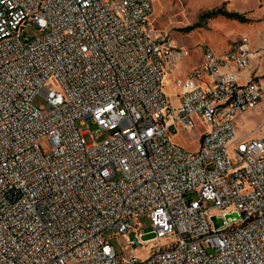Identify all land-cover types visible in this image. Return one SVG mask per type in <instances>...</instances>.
<instances>
[{"label":"built area","instance_id":"1","mask_svg":"<svg viewBox=\"0 0 264 264\" xmlns=\"http://www.w3.org/2000/svg\"><path fill=\"white\" fill-rule=\"evenodd\" d=\"M155 1L0 0V264H264V138L235 129L263 96L264 29L256 50L203 47L171 99L190 52ZM87 120L106 137L87 144ZM198 121L195 150L174 140ZM140 216L133 247L168 241L121 260L104 234Z\"/></svg>","mask_w":264,"mask_h":264},{"label":"rangeland","instance_id":"2","mask_svg":"<svg viewBox=\"0 0 264 264\" xmlns=\"http://www.w3.org/2000/svg\"><path fill=\"white\" fill-rule=\"evenodd\" d=\"M264 0H158L153 4V11L149 16V22L155 31L168 34L172 41L178 46L189 49L190 55L179 63L171 74H165L163 88L165 93L174 99L175 87L173 80L182 77L186 70L198 65L203 47L213 50H225L234 40L247 36L250 38V46L258 48V33L264 28ZM216 9L243 14L246 20L227 18L223 14H211ZM209 15H206L208 14ZM28 36L38 35L39 30L32 24L25 27ZM258 71L262 73L260 84L264 91V53H260ZM258 54L252 57V61L258 58ZM261 123L258 127L257 124ZM259 125V124H258ZM257 126V127H256ZM241 131L248 132L250 138L264 137V92L260 102L255 108L247 112L244 120L239 125ZM79 130H85L83 138L87 144L94 140L96 143L106 137V132L99 131L97 126L87 120ZM206 130V125L198 121L196 126L188 131H180L174 140L184 148L195 150L200 135ZM44 149L48 148L47 140L42 139ZM136 224H140L136 227ZM148 232L150 222L145 216L134 220V227L123 233L114 234L105 232V239L115 247L118 257L127 260L130 257L145 259L151 248L158 244H164L168 238L150 240L141 246L133 247L130 242V231ZM152 234L148 233L142 239H150ZM209 253L211 251L209 250Z\"/></svg>","mask_w":264,"mask_h":264},{"label":"crops","instance_id":"3","mask_svg":"<svg viewBox=\"0 0 264 264\" xmlns=\"http://www.w3.org/2000/svg\"><path fill=\"white\" fill-rule=\"evenodd\" d=\"M261 10H264V7L263 8H261ZM263 27H264V25H263ZM264 29V28H263ZM262 29V30H263ZM261 38H262V34H261V32H259L258 33V42H259V44L257 45V47H259V46H261V42H262V40H261ZM251 47V46H250ZM251 49L252 50H256V47H251ZM255 52V51H254ZM261 52H255V53H253L252 54V56L254 57V55H256V54H260ZM256 60L257 59H255L254 61H253V65L256 63ZM258 61H260V55L258 56ZM259 64V63H258ZM191 68V67H190ZM190 68H188L187 70H189ZM186 70V71H187ZM257 73L259 74V76H261V75H263L262 73H260L259 71H258V68H257ZM247 115V112L246 113H244V114H241V115H239L237 118H236V120H235V129H236V135L237 136H240V137H243V138H250V136H249V133L248 132H243V131H241V129H240V127H239V125L241 124V121H243L244 120V117ZM259 124V123H258ZM258 124H257V126H258ZM256 126V127H257ZM252 138H264V137H261V136H259V137H252Z\"/></svg>","mask_w":264,"mask_h":264},{"label":"trees","instance_id":"4","mask_svg":"<svg viewBox=\"0 0 264 264\" xmlns=\"http://www.w3.org/2000/svg\"><path fill=\"white\" fill-rule=\"evenodd\" d=\"M218 13L223 14L227 18L237 19V20H240V21L246 20L244 15L240 14L238 12H228V11L222 10V9H216L215 11L211 12V14H218ZM206 15H209V13L206 14Z\"/></svg>","mask_w":264,"mask_h":264},{"label":"water","instance_id":"5","mask_svg":"<svg viewBox=\"0 0 264 264\" xmlns=\"http://www.w3.org/2000/svg\"><path fill=\"white\" fill-rule=\"evenodd\" d=\"M229 215L232 216V215H234V214H229ZM211 218L214 220V225H215V227H217V226H218V223L215 222V218H214V216H211ZM130 237H131L132 240L135 239V238H134V235H133L132 232L130 233Z\"/></svg>","mask_w":264,"mask_h":264}]
</instances>
